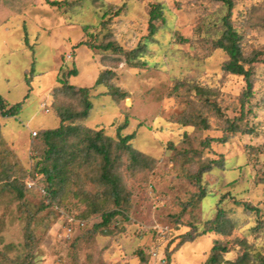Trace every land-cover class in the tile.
<instances>
[{"label": "rangeland", "instance_id": "374dc122", "mask_svg": "<svg viewBox=\"0 0 264 264\" xmlns=\"http://www.w3.org/2000/svg\"><path fill=\"white\" fill-rule=\"evenodd\" d=\"M48 1L66 3L51 6L45 0H34L23 14L13 15L0 26V97L8 106L19 107L15 117L0 119V155L5 163L28 171L30 157L35 155L29 148L31 133L58 126L48 108L49 93L57 79L64 78L73 87L90 89L92 109L84 122L87 128L102 129L114 138L113 122L121 123L126 117L128 127L122 135L134 133L133 147L157 165L147 185L136 187L127 181L132 194L128 221L117 218L111 236L87 234L98 222L92 219L71 246L65 241L78 235L77 227H72L69 238L58 241L57 211L38 213L32 264H140L139 250L147 255V264H204L213 241L225 245L234 240H245L250 253L264 257V229L257 226L264 222V66H256L249 103L252 113L247 123L255 132L227 137L221 131L223 120L238 115L242 81L221 71L226 56L213 49L222 32L225 13L221 5L209 0ZM234 1L231 21L242 38L243 51L264 50V29L243 27L250 15L264 18V0ZM151 5L160 6L164 15L157 43L143 59L145 67L132 69L123 63L112 69L111 83L127 94L114 103L104 87H95L105 70L100 55L81 43H99L110 32L122 49L136 48L147 35ZM108 6L123 10L118 17H105L101 27L100 18ZM23 28L32 50L23 44ZM176 81L217 91L213 99L222 118L200 111L193 93L171 97ZM187 98L193 103L188 114ZM45 110L49 112L45 114ZM189 114L207 117L209 130L198 132L183 126L180 120ZM223 137L224 143L210 142L201 152L202 160L219 164L202 177L204 199L183 212L195 188L186 177L181 154L186 149L199 151L204 139ZM24 194L26 212L0 183V264L24 262L26 216L36 212L44 193L35 186ZM234 202H245L258 213H248ZM81 210L77 205L74 213ZM218 210L225 214L227 230L220 235H202L203 224Z\"/></svg>", "mask_w": 264, "mask_h": 264}, {"label": "trees", "instance_id": "16d2710c", "mask_svg": "<svg viewBox=\"0 0 264 264\" xmlns=\"http://www.w3.org/2000/svg\"><path fill=\"white\" fill-rule=\"evenodd\" d=\"M17 1L0 0V26L13 15L23 14L24 9L34 2V0H19L20 2L17 4ZM45 1L51 6L66 3V1ZM209 1L219 3L225 13L222 18V32L213 42V49L226 56L221 71L229 76L240 78L242 81L238 115L232 120L225 118L221 131L227 137L237 133L251 135L255 130L247 123V118L252 113L249 103L253 97L256 66H264V50H252L249 53L243 51L242 38L231 21L234 0ZM94 10L96 13L99 11ZM122 10L121 7L108 6L100 18L99 25L104 26L103 19L108 15L110 18L118 17ZM161 23H164L161 7L151 5L148 11L147 35L136 48L127 51L122 49L117 45L110 32H106L99 43L88 41L81 43L100 55L99 63L105 70L99 74L95 87H104L105 95L109 96L114 103L123 101L127 94L111 83L114 77L112 69L123 63L132 69L145 67L146 63L143 59L148 56L149 48L157 43L156 36ZM243 27L264 29V18L250 15L243 22ZM87 30L89 27L83 30L85 34H87ZM23 33V44L32 50V47L28 46V35L24 28ZM108 67H111V70ZM70 73L76 74L75 71ZM31 74L32 71L26 77L28 84L30 82L28 75ZM185 91L187 92L186 97L189 93H193L200 111L222 118L223 114L213 99L218 95L217 91L197 84L176 81L170 96H181ZM49 97L48 108L58 120V126L52 130L35 133V137H31L29 148L35 155L30 157L28 171H18L8 166L4 157L0 155L2 189L15 195L22 210L26 212L24 193L27 190V182L34 181L32 188L36 186L44 193L43 201L39 204L36 212L26 216L27 223L23 232L27 252L23 264L33 263V253L36 247L34 228L38 213L47 209H55L58 218H60L57 232L70 220L78 229L76 237L65 241L71 246L76 244L81 233L87 231V224L92 219H97L98 222L91 226L89 232H86L87 234L111 236L114 231L111 226L113 223L115 224L117 218H121L125 222L128 221L132 194L127 186V181H131L136 187L147 185L149 177L157 165L156 160L133 147L134 133L122 135V132L128 127L126 117L121 123L113 122L114 138L107 136L102 129H90L85 126L84 122L89 118L92 109L90 89L73 87L64 78H58L57 85L50 91ZM187 102L189 110L186 114L190 113L193 107V103L188 98ZM18 112V106L10 107L0 97V119L15 117ZM180 123L183 126H191L198 132L209 130L208 119L201 114L184 116ZM225 139L224 137L219 140L204 139L199 143V151L186 149L181 154L182 163L187 167L186 177L189 184L195 188V192L191 195V200L186 204L183 212L187 208H195L204 199L205 192L201 186L202 177L210 171L212 165L219 166L215 161L202 160L201 152L209 148L210 142L224 143ZM1 145L0 135V148ZM233 204L248 213H258L257 208L249 206L245 202H234ZM77 205L82 210L79 213H74ZM226 224L224 212L218 210L212 220L203 224L201 234L220 235L227 230L224 229ZM257 226L258 229H264V222L259 221ZM138 258L140 264H147L148 257L141 250H139ZM204 264H264V257L259 253H250L245 240H234L225 245L213 241Z\"/></svg>", "mask_w": 264, "mask_h": 264}, {"label": "built area", "instance_id": "2783aa9c", "mask_svg": "<svg viewBox=\"0 0 264 264\" xmlns=\"http://www.w3.org/2000/svg\"><path fill=\"white\" fill-rule=\"evenodd\" d=\"M49 111L45 110V114H47ZM31 137H35V132L31 133ZM34 186V181H29L26 184L27 189H31ZM149 189H152V186L149 187ZM68 220V219H67ZM74 226V224L68 220L67 224L61 226V229L59 231V233L56 235L58 241L64 240L65 238H69L70 235L72 234V227Z\"/></svg>", "mask_w": 264, "mask_h": 264}, {"label": "crops", "instance_id": "0c3cea01", "mask_svg": "<svg viewBox=\"0 0 264 264\" xmlns=\"http://www.w3.org/2000/svg\"><path fill=\"white\" fill-rule=\"evenodd\" d=\"M14 160H16L17 162H18V159L16 158V159H14Z\"/></svg>", "mask_w": 264, "mask_h": 264}]
</instances>
